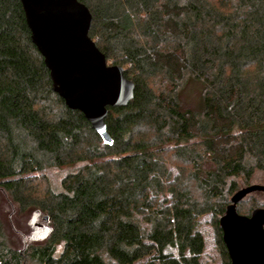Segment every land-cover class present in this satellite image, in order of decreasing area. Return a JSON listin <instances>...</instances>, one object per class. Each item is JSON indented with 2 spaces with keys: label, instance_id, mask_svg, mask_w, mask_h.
Masks as SVG:
<instances>
[{
  "label": "trees",
  "instance_id": "trees-1",
  "mask_svg": "<svg viewBox=\"0 0 264 264\" xmlns=\"http://www.w3.org/2000/svg\"><path fill=\"white\" fill-rule=\"evenodd\" d=\"M78 1L134 97L108 108L104 145L53 92L20 2L0 0V193L51 228L11 249L0 207V264H202L205 215L229 264L219 219L264 174V0Z\"/></svg>",
  "mask_w": 264,
  "mask_h": 264
},
{
  "label": "water",
  "instance_id": "water-1",
  "mask_svg": "<svg viewBox=\"0 0 264 264\" xmlns=\"http://www.w3.org/2000/svg\"><path fill=\"white\" fill-rule=\"evenodd\" d=\"M18 1L30 40L49 72L53 92L69 110L82 113L103 144L111 146L113 141L105 124L108 108L128 106L135 87L121 67L107 64L89 37L90 10L78 0ZM255 192L264 193V185H250L235 192L219 219L229 264H264V208L254 209L249 216L237 211V205ZM37 218L35 213L24 249L51 232L46 225L37 227ZM48 218L43 217V222L48 223Z\"/></svg>",
  "mask_w": 264,
  "mask_h": 264
},
{
  "label": "rangeland",
  "instance_id": "rangeland-1",
  "mask_svg": "<svg viewBox=\"0 0 264 264\" xmlns=\"http://www.w3.org/2000/svg\"><path fill=\"white\" fill-rule=\"evenodd\" d=\"M107 64L112 65V61H107ZM72 171L73 170L69 168H64L48 172L47 176L52 187H58L61 180L69 173H72ZM241 182L242 181H238L237 183L240 184V188L250 184L264 185V174H257L252 182L250 181L247 184H242ZM6 202V198L2 193H0V207L2 210L1 221H3V235L1 242L11 249L20 250L25 246V242L31 234V228L29 226L31 213L30 211L19 212L14 207L10 208L9 204ZM253 207L264 208V198L247 197L241 204L238 205L237 210L239 211L238 213L243 214V216H249L251 212L248 215H246V212L251 208L253 209ZM197 231L201 234L204 240V251L200 256V262L202 264H225L223 256L220 252L218 236L212 225V217L210 215H205L199 219ZM27 245H30V243ZM24 264L30 263L25 261Z\"/></svg>",
  "mask_w": 264,
  "mask_h": 264
},
{
  "label": "flooded vegetation",
  "instance_id": "flooded-vegetation-1",
  "mask_svg": "<svg viewBox=\"0 0 264 264\" xmlns=\"http://www.w3.org/2000/svg\"><path fill=\"white\" fill-rule=\"evenodd\" d=\"M42 225H46V224H44V223L42 222V220H41V216L39 215V217L36 219V226H37V227H40V226H42Z\"/></svg>",
  "mask_w": 264,
  "mask_h": 264
}]
</instances>
